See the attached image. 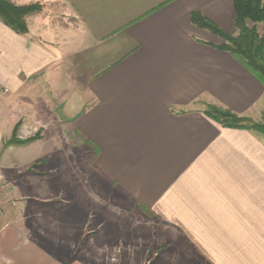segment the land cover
Here are the masks:
<instances>
[{
	"label": "crops",
	"instance_id": "crops-1",
	"mask_svg": "<svg viewBox=\"0 0 264 264\" xmlns=\"http://www.w3.org/2000/svg\"><path fill=\"white\" fill-rule=\"evenodd\" d=\"M59 1L78 21L75 32L47 31L37 19L28 34L17 35L0 22L2 126L10 98L29 77L42 78L60 110L41 127L39 140L15 146L27 150L16 166L27 170L48 159L41 145L55 147L77 135L87 151L95 150L96 167L180 241L181 250L170 247L156 257L146 251V264H171L176 255L177 264L186 257V264H264V135L223 128L203 111L211 104L260 118L264 90L220 50V37L190 20L198 13L233 35L232 0ZM8 159L2 157L4 169ZM85 189L52 190L36 181L31 195L13 204L20 187L1 193L0 264H90L87 258L115 248L124 236L114 222L109 233L77 234L89 220ZM27 202L35 217L44 216L36 208L48 210L41 237L11 217V205ZM78 241L84 245L74 260L64 250Z\"/></svg>",
	"mask_w": 264,
	"mask_h": 264
},
{
	"label": "rangeland",
	"instance_id": "rangeland-1",
	"mask_svg": "<svg viewBox=\"0 0 264 264\" xmlns=\"http://www.w3.org/2000/svg\"><path fill=\"white\" fill-rule=\"evenodd\" d=\"M10 1L16 5L40 6L39 13L27 17L28 28H32L35 23L34 21L37 19L38 22L40 21V24L42 23L44 25L43 27L47 31L52 28L53 31L60 32L62 35L66 34V32H75L78 28L79 24L76 18H74L68 8L59 0ZM247 27H255L257 33L260 36H264V24L247 22ZM51 35L53 38L55 37L52 32ZM236 35L237 31L232 36ZM39 79L42 78L29 77L24 80L25 85L20 90L22 93H19L17 97L10 98L9 116L4 121L3 126L0 123V139L2 140L0 144V202L1 193L16 192V189L19 187L22 194L11 195L13 199H10L9 202L13 204L21 201L25 195H31L32 187L36 181L41 186H50L52 190L83 186L87 188L82 195L84 197L83 200L89 203V220L86 225L83 224L77 228V234L89 237L96 233H109L110 229L108 224L114 222L116 225L115 233L124 236L119 242L114 243L115 248L105 247L104 253L100 257L87 258L90 264H134V261L135 264H146L150 255L149 253L146 254V251H152L153 257H156L157 254L163 253L170 247L177 250L180 241H177L175 238L174 231L160 224L147 209L134 205L132 199L124 191L117 188L96 167L94 162L95 150L88 146L89 151H87L81 145L82 141L78 142L77 135L72 140L65 139L62 144L59 140L60 142L56 145L57 147L50 146V141L46 143L47 146L46 144L41 145L40 153H47L48 159L32 164L27 170L24 171L22 167L16 166L17 161L22 157L23 159L26 157L25 151L27 150L15 147L17 145L9 144L14 126L17 124V137L20 140H25L35 135L40 136L41 127L49 123L51 117L57 119V116L60 115V110L56 106V98L54 99L52 94L50 95L46 92L48 85L44 82L42 83V80ZM212 108L222 109L218 106L207 104L203 107V111L205 113L211 111ZM239 117L246 118L255 125L262 123V115L260 118L257 115L255 117L250 115ZM64 127L61 128V132ZM45 133L46 139H50L48 129L45 130ZM6 154L10 157L8 159L10 162L9 169H4L2 166V157ZM41 164L43 165L41 166ZM38 172H46L47 177L44 180L37 179ZM25 189L26 192H24ZM50 193L47 194L48 197L53 196ZM65 196L67 197L63 193L62 198ZM73 201L75 200L73 199ZM34 207V204L30 202L23 203L18 207L11 205V217L17 216L21 220L24 230H28L31 235L39 236L40 233L42 234L40 230L42 224L40 225V223L46 225L48 221V217L46 216L48 215V210L45 208H36L44 215L39 218V216L35 217L36 210ZM125 235H131L132 238L129 240ZM82 245L84 243L80 241L77 243L73 242V248H70V252H67L65 249L64 254H69V256L72 254L73 256L71 258L80 260L79 254L82 252L78 251ZM128 250L133 253H126ZM128 255H131V258ZM188 259L190 258L186 257L185 264ZM181 260L179 255H176L171 264H177Z\"/></svg>",
	"mask_w": 264,
	"mask_h": 264
},
{
	"label": "trees",
	"instance_id": "trees-1",
	"mask_svg": "<svg viewBox=\"0 0 264 264\" xmlns=\"http://www.w3.org/2000/svg\"><path fill=\"white\" fill-rule=\"evenodd\" d=\"M236 36L228 35L198 13H192L190 20L197 27L220 37L225 44L220 50L229 53L248 73H250L264 90V36H260L255 27H247V22L264 24V0H232ZM40 12L38 5H16L10 0H0V22L17 35L28 33L27 17ZM209 119L228 129H244L264 135V111L262 123L253 124L246 118L225 110L212 108L204 113ZM14 126L9 144L24 146L39 140L35 135L20 140Z\"/></svg>",
	"mask_w": 264,
	"mask_h": 264
}]
</instances>
